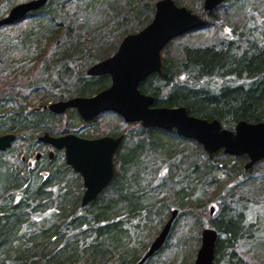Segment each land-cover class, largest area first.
<instances>
[{"label": "trees", "instance_id": "1", "mask_svg": "<svg viewBox=\"0 0 264 264\" xmlns=\"http://www.w3.org/2000/svg\"><path fill=\"white\" fill-rule=\"evenodd\" d=\"M155 1L127 0L129 5L127 10L117 7V2L88 0L91 7H98L101 13L93 19L91 14L80 13L79 24L74 28L62 22L68 15L64 0H46L40 9L11 25L0 28V30L16 26L24 28L19 37L9 42L7 46L3 45L0 38V60L4 59L3 64L6 66L9 64L11 67L14 65L16 67L18 64L21 67L26 64L30 69V64L42 57V50L46 45L56 42L57 44L51 47L53 54L47 57L50 60L43 62L48 64L47 77L40 81L36 80L40 90L55 96L56 101L72 97H90L107 87L109 78L107 76L88 77L85 73H79V69L76 70L75 66L77 61L71 59L72 55L69 54L80 46L70 47L67 50L70 51L68 53L64 47L67 45L63 46V43L71 41L76 30L89 28L91 24L97 25L98 20L106 15L105 20H102V26L104 23L108 24L103 36V49L107 46L108 41H104L106 37L122 33L116 38L114 50L125 36L124 34L136 33L151 21ZM172 1L177 6H184L196 13L202 11L201 1L196 4L192 0ZM247 1L235 0V3L239 2V5L243 7ZM228 2L229 0H226L223 4ZM17 3L21 2L0 0V19L7 14V9L1 12L2 6ZM105 3L108 7L103 8ZM223 4L211 12L204 13L215 27V19H217L215 14L224 6ZM251 7H248L245 22L242 20L241 9H238L239 14L234 13L236 25L231 28L229 37L222 39L223 47L221 45L215 47L214 44L201 47L182 46L178 50L174 49L171 51L172 54L179 52L182 55V61L170 58L162 61L160 73L150 75L141 83L140 92L153 97L155 107H185L192 116L209 121L216 119L224 126L233 125L239 121L264 122V17L260 15V7L257 8L254 5ZM107 13H113V15ZM108 20H112V23ZM123 29L127 30L123 33ZM94 36L93 34L92 37ZM4 41L8 42L9 39L5 37ZM85 43L90 44L91 40ZM14 50L24 52L21 60L13 59ZM26 65H23V68ZM64 75L68 79L74 78V84L71 85L75 89L74 96H68L66 93L68 88L63 79ZM202 78L209 81L213 79V82L202 83ZM20 89L23 91L19 92ZM22 92L24 93L21 94ZM27 92L32 90L23 85L19 89L13 88L10 95L3 99L6 107H9L6 112L17 113L12 117L15 123L0 122V126L4 124L9 126V128L0 127V135L8 132L18 133L29 128L41 135L55 134L50 127H41L38 123L44 122L41 118L51 117L52 119L57 115L43 109L34 114L25 115V111L29 109L28 97L25 95ZM70 111L76 118L75 122L81 123L75 111ZM37 113H42V116ZM92 122L94 120L90 123ZM156 131L154 128H142L140 134L127 136L128 150L124 148L125 136L123 135L115 156L120 171L115 170L113 180L108 187L96 200L84 207L72 205L69 197L72 189L67 190V186L62 183L61 178L68 180L67 185L71 183L70 181L77 182L79 193L83 191L80 176L73 172L64 160L58 166L59 169L53 168L54 161L47 162V165H51L48 168L49 171L46 176L40 177L38 172L34 173L33 170L31 172L26 167H23L25 171L17 173L0 159V264H135L141 257L133 254L137 239L141 236L140 231H144V228L155 220L158 213L165 210L162 205L164 201L161 187L153 185V182L148 188L144 187L147 183L144 178L151 173L152 169L149 166L147 172L146 164L148 163L143 158H148L152 152L160 153L168 163H177L176 168L180 167L179 163L173 160L176 158L174 156L180 154L178 160L181 157L184 160L189 159V155L184 153L182 142L186 139L173 135L180 140L175 141L176 146L160 145V137ZM83 132V128L78 130L69 127L62 131V134L73 133L82 138H95ZM35 141L39 144L37 140ZM175 150L178 153H174ZM58 153L56 152L55 156L59 155ZM2 154L0 152V156ZM208 158L212 159L211 156ZM177 170L180 171V169ZM207 170L217 174L225 172L218 163L209 166ZM142 171L147 173L141 174ZM30 179L33 180V185L29 183ZM182 196L179 190L173 195L177 199ZM242 202L238 201V203ZM245 204H243L244 209L238 213L233 208L222 207L219 217L212 224L217 232L214 260L218 264H225L224 260L241 264L238 259L235 261L233 259L236 255L235 244L239 241H253L258 232L253 223L245 222L244 214L247 208ZM173 226L170 233L173 231ZM154 256L145 264H148ZM192 259H194L193 255Z\"/></svg>", "mask_w": 264, "mask_h": 264}, {"label": "rangeland", "instance_id": "2", "mask_svg": "<svg viewBox=\"0 0 264 264\" xmlns=\"http://www.w3.org/2000/svg\"><path fill=\"white\" fill-rule=\"evenodd\" d=\"M26 1L27 0H19L21 3ZM107 1L115 3L117 2V7L128 10L129 5L127 0ZM157 1L158 0H156L154 4ZM192 1L195 4L201 1L200 7L202 8L203 0ZM251 5H254L257 8L260 7V15L264 17V0H248L247 3H244L243 7L241 4L239 5V2L235 3V0H229V2L225 3V5L222 6V8L215 14V17H217V19H215L216 27L211 24V21H208L203 9V13L201 10L198 13L193 11L205 19L206 27L194 32L192 31L193 33L191 32L186 35L184 34L185 36H178L170 41V43L165 46V50H163L161 53V61H166L170 58L181 62L182 55L179 52L172 54L171 51L174 49L178 50L179 47L182 46L201 47L211 46L214 44L215 47H219V45L222 46V39L229 37L231 28L235 27L236 25L237 20L233 18L235 17L234 13L238 12V9H241L243 14L242 20L245 22L247 19L248 7H251ZM12 6L14 5L7 4L5 7L2 6L1 12L3 13L5 9H7L8 12ZM64 6L67 9L68 15L65 19H63L62 22L74 26V28L79 24L78 18H80V13L83 15L91 14V19H93V17L96 18L97 14L101 13L98 11V7H91V3L88 2V0H64ZM105 7H108L107 3H105L103 8ZM107 14L113 15V13ZM105 16L98 20L97 25L90 23L91 27L85 28L81 31L76 30L71 41H66L65 43L62 42L63 46L67 45L64 46L66 52H68L67 50H69L70 47L75 48L76 46H80L77 50H73L74 52L69 51V55H72L71 59L77 61L75 64L77 68L76 70L79 69V73L81 74H84L92 64L111 56L118 47L117 45L116 49H114L115 51L113 50L117 41L116 38L121 36L122 33H115L113 36L111 35L106 37L104 41L108 42H106L107 46H105L103 49V36L105 35L108 26L107 23H104L102 26V20H105ZM108 22L112 23V20H108ZM95 26L97 27L95 28ZM22 28L23 27L21 26H16L1 29L0 38L3 41V45L7 46L9 42L15 41L16 38L19 37V35L23 32ZM126 30L127 29H123L122 32L124 33ZM128 30L131 31V29ZM93 34L95 35L94 37H92ZM5 37L6 39H9L8 42L4 41ZM89 40H91V43L86 44L85 41ZM55 44L57 43L51 42L46 45L44 50H42V57L37 59L35 63L30 64V69L29 65L27 66L26 64H23L26 65L25 68H23V65L19 67L18 64L16 67L15 65L11 67L9 64L6 66L3 64L4 59L0 60V122H8V124H11V122H16L12 119V117H14L17 112L7 113L6 111L9 110V107H6V103L3 101L4 98L10 95V92L13 91V88L19 89L25 85V87H29L30 90H32V92L25 93L26 97H28L27 106L29 107V109L25 111V115L34 114L40 111L42 107L56 102V97L52 96L51 94L50 96L43 90H40V85H38L36 82V80L40 81L42 78L47 77L48 64L43 62L50 60L49 58L47 59V57L50 54H53L51 47ZM82 46L85 47L82 48ZM169 53H171V55H169ZM12 54L14 55L13 59L21 60V56L22 54L24 55V52L20 53L19 51L14 50ZM63 79L65 81L66 87L68 88L66 92L67 95L74 96L75 89L72 88L74 86H71L74 84V78L68 79L64 75ZM201 80H203L202 83L213 82V79L209 81L202 78ZM202 85L204 87V84ZM18 91L21 92L23 90L20 89ZM23 93L24 92L21 94ZM19 106H21V104ZM70 113H72V111L68 110L64 114L57 115V117H53L52 119L51 117H48V119L41 118V120L44 122L38 123V125L41 127H50L54 130V135H61L62 131L69 127H73L78 130L79 128H83V133L86 135H91L92 137L109 135L110 133H113L117 136L124 135L125 140L123 144H125L124 148L127 150L129 148L127 136L141 133L142 128L139 124L125 123L121 117L115 113H104L94 119V122L89 124H87L88 122L86 124L85 122L82 123V120L76 112L75 113L80 119L81 123L75 122L76 118L74 117V114ZM37 114L41 115L42 113ZM228 126L231 125H225V127ZM0 127L9 128V126L6 124ZM156 130V134L159 135L158 137H160V145H169V147H171V145L176 146L177 143H175V141H180L173 136L176 135L175 132L163 129ZM12 133L16 136V139L11 143V146L5 152H3V154L0 156V159L3 162H6L8 166L18 173L19 171H25V169L20 165V158L26 157L33 159L34 151L37 149L42 150L44 147L41 144H36L35 141L37 140V137L41 135V133H36L31 128L19 131L18 133ZM182 142L184 145V153L189 155V159L184 160L181 157V159L178 160L180 154L174 156L176 158H173V160L179 163L180 168H176L177 163H168L164 156L160 153L152 152L149 154L148 158H143L148 163L146 164L147 172L149 166L152 169L151 173H149L144 178L145 182H147L144 187L148 188L150 185H152V182L153 185H158L161 187L163 191L162 198L164 201L162 205L165 207V210L160 211L155 217V220H153L149 226L144 228V231H140L141 236H139L137 239L133 254L135 256L138 255V257H142L153 239L161 231L162 226L168 220L171 211L176 209L178 210V215L176 217L175 223L173 224V231L170 233L168 241L166 244L164 243L165 245L163 249L161 248L162 250L158 251L148 264H193L196 252L200 246V234L202 229L208 227L213 228L212 224H214V221L217 220L216 218L219 217L220 209L222 207H230L231 209L233 208V210L238 213L244 209L243 204L246 203L245 208H247L245 209L244 217L246 216L247 221L245 220V222L253 223V226L256 227L258 232L255 235L253 241H239L235 244L234 251L236 255H234L233 259L234 261L235 259H238L241 264H264V160L262 159L259 161L258 164L252 168L250 173L246 174L243 172V157L225 155L222 153V151L214 154H207L204 152L201 145L193 140L186 139V141L182 140ZM181 148L183 152V147ZM174 153H178V151L175 150ZM58 154L59 155L54 156L52 159V161H54L53 168L55 169H59L58 166L62 164L61 161L65 160L63 152L60 151ZM115 156L116 155H113L112 158L114 171H120L119 164H117V159H115ZM210 156L212 158L211 160L208 158ZM217 163L225 169V172H221L219 174L214 172V174L207 170L209 166L216 165ZM50 166L51 165H47L46 161L44 160L39 163L38 168L40 171L47 173ZM177 169H180V171ZM147 172L142 171L141 174ZM42 176L44 177L43 174L40 177ZM61 180L62 183L67 186V190L72 189V192L69 196L72 205L80 206L84 190L80 194L77 182L70 181L71 183L68 184V186V180H65L64 178H61ZM29 183L31 185L34 184L32 179L29 180ZM172 190L173 195H175V192L179 190V193L183 196L180 199L173 197ZM238 201L243 202L238 203ZM250 202H252V204H250ZM210 207H215L217 210L214 214V217H210ZM192 255L194 259H192ZM224 261L225 264L235 263L233 261L229 262L228 260Z\"/></svg>", "mask_w": 264, "mask_h": 264}, {"label": "water", "instance_id": "3", "mask_svg": "<svg viewBox=\"0 0 264 264\" xmlns=\"http://www.w3.org/2000/svg\"><path fill=\"white\" fill-rule=\"evenodd\" d=\"M224 0H204L203 11L211 12ZM46 0H31L13 6L0 19V27L23 19L29 12L40 9ZM205 21L185 7H178L172 0H159L154 4L151 22L135 34L125 36L117 51L109 58L90 66L88 76L108 75V88L91 97H75L58 101L45 107L55 114L75 109L84 122L93 120L104 112H114L124 122H139L143 128L175 130L178 136L193 139L207 154L222 150L229 156L246 155L249 162L245 169L264 158V122L239 121L232 130L222 129L218 120L192 116L185 107H155L154 98L139 91V85L152 74L160 73V53L174 38L184 33L203 28ZM13 134L0 136V151L14 141ZM123 136L84 139L74 134L53 137L45 133L40 142L55 150H63L66 165L82 179L84 192L80 205L93 202L113 178L112 157ZM177 210H172L161 231L153 239L141 259L135 264H144L165 243ZM213 208L210 209V215ZM217 233L214 229L201 231L200 247L193 264H217L214 262V247Z\"/></svg>", "mask_w": 264, "mask_h": 264}, {"label": "flooded vegetation", "instance_id": "4", "mask_svg": "<svg viewBox=\"0 0 264 264\" xmlns=\"http://www.w3.org/2000/svg\"><path fill=\"white\" fill-rule=\"evenodd\" d=\"M108 77V76H107ZM109 78V77H108ZM109 85H110V78H109ZM109 85L107 86V87H105L104 89H106V88H108L109 87ZM104 89H102V90H104ZM102 90H100V91H102ZM73 110V109H72ZM109 113H111V112H109ZM93 121V120H92ZM88 123H90V122H88ZM235 124H233V125H231V126H228V127H225L223 124H222V128L223 129H230V130H232V128H233V126H234ZM6 134V133H5ZM8 134V133H7ZM2 135V134H1ZM0 135V136H1ZM4 135V134H3ZM42 135H40L39 137H37V142L39 143V144H41V145H43V147H44V149H42V150H39V149H37V150H35L34 151V157H33V159H30V158H26V157H21L20 158V162H21V166L22 167H26V168H28V170L29 171H31L32 172V170L34 171V173H36V172H38L40 175H46L47 173L46 172H44V171H40V169L38 168V165H39V163L40 162H42V161H46V163L47 162H50V161H52V159H53V157L55 156V153L56 152H59V151H56V150H54V149H52V147L50 146V145H46L45 143H43V142H40V140H39V138L41 137ZM103 136H109V137H112V138H116L117 136H114L113 135V133H110L109 135H103ZM118 136H120V135H118ZM16 137V136H15ZM100 137H102V136H100ZM95 138H98V137H95ZM90 139H94V138H90ZM123 140V139H122ZM122 142V141H121ZM120 145H121V143L119 144V146H118V148L116 149V151H115V153H114V155H116L117 153H118V150H119V148H120ZM11 146V145H10ZM9 146V147H10ZM8 147V148H9ZM7 148V149H8ZM7 149H5V150H3V151H0L1 153H3V152H5ZM243 157V159H244V165L248 162V158H247V156H242ZM264 160V159H263ZM256 164H258V162L257 163H255L253 166H252V168H254V166L256 165ZM252 168H250V169H245L244 171L246 172V174H249L250 173V171L252 170ZM30 172V173H31ZM46 173V174H45ZM250 204H252V203H250ZM249 204V205H250ZM248 205V206H249ZM260 208V207H259ZM261 209V208H260ZM216 208L214 207V213H213V216L212 217H214V214L216 213Z\"/></svg>", "mask_w": 264, "mask_h": 264}]
</instances>
